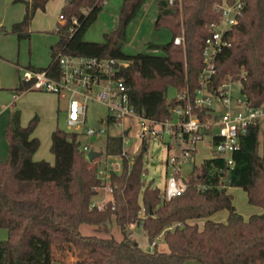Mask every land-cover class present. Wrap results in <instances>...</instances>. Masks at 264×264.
Wrapping results in <instances>:
<instances>
[{
    "label": "trees",
    "instance_id": "obj_1",
    "mask_svg": "<svg viewBox=\"0 0 264 264\" xmlns=\"http://www.w3.org/2000/svg\"><path fill=\"white\" fill-rule=\"evenodd\" d=\"M102 1L66 0L60 13L64 22L54 30L57 39L50 46V62L46 68L36 70L46 69L56 77L59 54L124 61L117 75L123 77L129 105L146 118L170 119L172 107L184 103L176 93L192 97L200 87L204 41L209 24L219 18L222 0H156V26L169 34L165 42L148 43L147 49L159 50L158 54H128L119 41L146 0H123L118 28L104 34L102 42L84 40V33L102 9ZM47 2L23 1L22 19L10 29L18 40L29 38L31 21ZM175 37H182V42L175 44ZM228 39L230 45L213 60L215 73L209 88L240 81L241 95L251 107H258L264 104V0H245L242 15ZM30 86L31 82L20 80L13 91L18 94L33 90ZM171 89L175 92L172 97ZM195 111L204 118L209 110ZM37 123L34 116L21 125L20 112L14 109L5 130L8 155L5 161L0 160V228L6 230V238L0 240V264H52V247L63 242L86 251L90 264H185L187 260L202 264H264V156L258 153V123L238 134L231 165L215 157L194 164L183 177L185 191L169 200L142 178L147 150L142 141L132 162L128 164L126 154L120 171H110L112 192L101 208L93 202L103 188L98 177L99 157L86 160L83 134L56 126L49 147L54 162L35 161L32 157L40 141L32 133ZM111 123L107 117V125ZM217 139L213 137V142ZM121 151V135L107 134L105 155L116 156ZM226 186L241 188L247 203L263 212L244 219ZM220 210L228 213L225 222L209 219ZM197 218L205 219L202 228L189 223ZM111 222L119 228L120 240L82 235L79 231L82 224L100 226ZM132 223L144 231L149 243L161 237L168 252L157 251L156 244L151 250L142 249L125 233L126 226Z\"/></svg>",
    "mask_w": 264,
    "mask_h": 264
},
{
    "label": "built area",
    "instance_id": "obj_2",
    "mask_svg": "<svg viewBox=\"0 0 264 264\" xmlns=\"http://www.w3.org/2000/svg\"><path fill=\"white\" fill-rule=\"evenodd\" d=\"M244 6L245 0L221 1L218 6L219 18L209 24V35L204 41L203 67L198 78L200 87L192 97L187 93H176L177 98L184 103L172 107L171 118L164 121L141 116L129 105L123 77L117 75L118 67L125 62L118 59L59 54L56 77L51 76L46 69L22 68L20 80L31 82L30 89L66 99L65 124L70 131H76L84 123L85 108L89 101L104 104L108 109L107 117L112 121L110 126L119 128L117 134L122 138L121 154L109 155L108 158L115 157L120 161L126 155L125 145L130 140L133 123L139 125L138 136L141 143L152 135L165 139L169 149L167 163L172 171L166 179L162 193L164 199L169 200L185 191L186 183L177 175L181 172V166L191 160L197 143L203 136L210 138L208 146L211 157L221 158L231 165V153L238 147V134L250 124L258 123L259 130L264 125V104L251 107L242 95L233 96L232 82H224L216 89L209 88L210 79L215 73L213 60L223 47L230 45L228 36L241 17ZM58 19L62 24L65 18L59 14ZM73 22L76 23V20L73 19ZM173 42L180 44L182 37H175ZM94 88H97L95 97L92 94ZM203 108H208L209 111L201 118L195 110ZM101 122L102 127L81 128V133L86 138L106 133L110 127L107 125V118ZM213 137H218L216 142H213ZM262 141L264 143V132ZM89 148L88 143L82 145L85 157ZM120 166V163L113 164L112 171L115 172ZM98 177L102 181L103 189L111 193L110 171L105 173L104 169H99ZM96 205L101 208L104 203ZM154 245L155 242L150 243L148 249L151 250Z\"/></svg>",
    "mask_w": 264,
    "mask_h": 264
},
{
    "label": "rangeland",
    "instance_id": "obj_3",
    "mask_svg": "<svg viewBox=\"0 0 264 264\" xmlns=\"http://www.w3.org/2000/svg\"><path fill=\"white\" fill-rule=\"evenodd\" d=\"M20 0H0V34H5V36H10V41L7 43L9 55L3 56L0 55V77L3 75L6 68L9 71L14 72L13 66L16 64H20V59H25L26 62H30L32 53H39L38 51L42 50L43 40L36 43L33 35H37L39 32H36L35 29L30 30V36L28 39L18 40L17 37L10 32L11 26L13 23L18 22L22 19L24 13V3ZM123 0H103L102 1V9L99 12L97 19L95 22L86 30L83 35V39L86 41L93 42H102L104 34H110L115 29L118 28L119 25V13L121 9V4ZM9 2V5L6 4ZM48 4V5H47ZM18 7L19 9V19L10 23V19L14 16V11ZM59 0H50L46 3L45 9L38 10L35 13L36 23L41 20L45 22V25L48 23L52 25L53 31L54 27H57V24L60 23L58 20V14L61 13V7ZM21 14V16H20ZM158 15V7L156 0H146L143 6L136 12L134 17L130 20L125 28V36L124 38H120L119 41L123 44V51L128 54H133L136 52H154L156 54L160 53L159 50L150 51L147 49L148 43H162L168 40L169 34L164 28H158L156 26V18ZM32 26V25H30ZM34 26V24H33ZM12 38V39H11ZM2 41V40H1ZM36 44V45H35ZM37 46V49L35 46ZM38 50V51H37ZM50 55V52H49ZM50 62V61H49ZM16 74V71L14 72ZM2 83L5 84L4 79L0 78ZM231 89L233 96L240 97V89L241 83L240 81H233L231 84ZM93 96L95 97L97 88H94ZM175 92L171 89L169 91V96H174ZM60 111L58 113V118L55 121L56 126L70 131L67 129L65 124V108H66V99H60L59 103ZM12 111L20 110L19 105L14 104L11 107ZM108 116L107 107L96 101H89L86 104L85 108V120L82 126L80 125L76 131L81 132V130L85 127L91 128H100L102 127L101 120H106ZM30 118V117H29ZM39 119V118H38ZM25 125L28 122V118L24 119ZM105 122V121H104ZM21 123V121H20ZM24 125V126H25ZM105 126V125H104ZM82 128V129H81ZM132 133L130 134V140L125 145L126 154L128 155V164L132 162V157L137 153L141 139L138 136L139 125L138 123L132 124ZM263 127L260 128L258 133V153L261 156H264V143L262 141L263 135ZM119 128H114L112 126L109 127L108 131L100 136L93 138L82 137L83 144H90L91 150L101 151L102 154L99 156L98 164L99 169L103 170L105 173L108 171H112L113 164L120 163L115 157H107L104 152L105 141L107 134L116 135L119 133ZM40 135V138L47 136L48 127L45 124V121L42 123H38L35 127V130ZM33 131V132H34ZM6 137V136H5ZM41 138V139H42ZM48 139V136L46 137ZM4 139L0 136V143ZM147 150L144 152V165H143V180L145 183L151 182L153 186L158 187L161 191L164 190L165 182L167 177L170 175L172 168L168 165V144L165 139H158L155 136H149L146 139ZM209 144V136L205 135L202 137L201 141L197 143L196 152L191 157V160L181 166V172L177 176L185 177L187 173L190 172L192 166L194 164L198 165L203 160L211 157V151L208 146ZM1 147V146H0ZM47 151L48 150V141L47 143L42 140L41 147L39 151ZM121 166L115 172H119ZM231 187V186H229ZM234 196V204L236 205L239 212L242 214H248V208L251 207L246 200L245 192L239 187H232V190H228ZM108 199H110V193H108L105 189L100 188L98 190V195L93 198V202L96 204L105 203ZM141 203V202H140ZM226 212V210H222ZM139 215L142 216L143 212L140 211ZM210 219V218H209ZM204 218H197L190 220L189 223H197L199 228H202ZM79 231L82 235H94L102 238H110L113 237L116 240H120L122 238V234L119 228L113 223H106L100 226L95 225H87L82 224L79 227ZM125 233L127 236L134 240L142 249L147 250L150 246L148 239L145 236L144 231L132 223V225H127L125 229ZM6 238V230L0 228V240ZM156 244V249L159 252H168V246L162 240L161 237H157L154 239ZM53 263L52 264H90L91 261L87 255V252H82L77 250L70 242H63L62 244H57L52 247L51 250ZM185 264H202L196 260H187Z\"/></svg>",
    "mask_w": 264,
    "mask_h": 264
},
{
    "label": "crops",
    "instance_id": "obj_4",
    "mask_svg": "<svg viewBox=\"0 0 264 264\" xmlns=\"http://www.w3.org/2000/svg\"><path fill=\"white\" fill-rule=\"evenodd\" d=\"M26 1V0H20ZM50 1V0H48ZM60 5L64 6L66 3V0H59ZM7 5H9V2H6ZM48 5V4H47ZM61 6V7H62ZM16 8L14 13V16L12 19H10V23L13 21H16L19 19V9ZM37 12V11H36ZM21 16V14H20ZM35 16V15H34ZM59 16V14H58ZM33 17L30 26V30L35 29L36 32H39L37 35H33V37L36 40V43L43 40L42 50L38 51L39 53H32V57L30 62H26L25 59H20V64H16L13 66L14 72L16 71V74L13 71H9L8 68L5 69L3 75L0 77L4 79L5 84L2 83V80H0V136L4 139L0 143V160L5 161L7 159V140L5 137V130L7 127V124L10 119V114L12 112L11 107H13L14 104L17 103L19 105V112H20V121L21 125H25L24 119L28 118L29 120L37 116L38 123H42V121H45V124L48 127V139L47 136H44L42 139L40 138V135L37 133V131H34L32 133V136L37 137L40 141L39 148L37 151L33 154V160H45L49 163L54 162V156L50 152L49 147L51 143V132L55 129L56 123L55 121L58 118V113L60 111L59 103L60 99L57 96H55L52 93L38 91V90H26L23 92H20L18 94H15L13 91L20 83V74L22 68H28V69H39V68H46L50 61V46L56 41L57 37L54 33V30L56 29V26L54 27L53 31H50L52 29L51 24L45 25L44 21L39 20L36 23V20ZM59 20V19H58ZM60 22V21H59ZM34 24V26H33ZM1 26V22H0ZM34 31V30H33ZM12 39V38H11ZM2 40V41H1ZM8 41H10V36H5V34H0V55L8 56L9 51L8 48H6ZM36 45V44H35ZM34 45V46H35ZM37 49V46H35ZM233 94V93H232ZM30 117V118H29ZM28 120V121H29ZM37 123V124H38ZM261 127L264 128V125H261ZM260 127V128H261ZM35 130V129H34ZM264 132V129H263ZM42 140L47 143L48 141V150L47 151H39L41 147ZM210 140V138H209ZM96 151V150H95ZM196 165V164H195ZM199 165V164H198ZM232 190V187L226 186V191ZM232 195V202L234 200V196L231 192H228ZM246 195V194H245ZM233 205L235 206L238 213H240L244 219H247L252 214H261L263 212V209L257 206H251L248 208V214H242L238 211L236 205L233 202ZM227 211L224 212L222 210L215 212L212 214L209 218L212 221L215 222H225L227 219Z\"/></svg>",
    "mask_w": 264,
    "mask_h": 264
},
{
    "label": "water",
    "instance_id": "obj_5",
    "mask_svg": "<svg viewBox=\"0 0 264 264\" xmlns=\"http://www.w3.org/2000/svg\"><path fill=\"white\" fill-rule=\"evenodd\" d=\"M101 154H102L101 151H94V150L89 149L85 158L87 161H91L94 158L101 156Z\"/></svg>",
    "mask_w": 264,
    "mask_h": 264
}]
</instances>
